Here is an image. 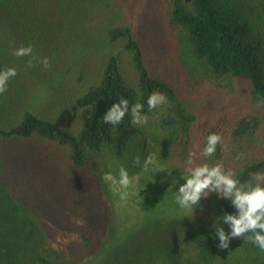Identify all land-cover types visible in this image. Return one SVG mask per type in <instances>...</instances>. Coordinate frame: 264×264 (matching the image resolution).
I'll return each mask as SVG.
<instances>
[{
  "label": "trees",
  "instance_id": "trees-1",
  "mask_svg": "<svg viewBox=\"0 0 264 264\" xmlns=\"http://www.w3.org/2000/svg\"><path fill=\"white\" fill-rule=\"evenodd\" d=\"M164 1L180 54L217 87L231 91L238 78L247 80L264 119V0ZM129 2L0 0V68L16 69L0 94V264H78L94 257L97 264H264V251L249 240L216 247L213 218L235 211L216 193L193 213L145 221L123 240L107 241L114 231L102 176L119 179L124 167L132 177L150 151L180 175L189 152L199 153L205 136L217 132L221 140L206 162L231 170L241 183L254 173L264 176L262 120L248 113L195 124L202 110L144 64ZM120 40L133 81L111 51ZM29 44L32 57L11 54ZM45 56L47 69L38 63ZM154 91L167 101L148 109ZM121 96L144 105V125H130L127 114L116 126L103 121Z\"/></svg>",
  "mask_w": 264,
  "mask_h": 264
},
{
  "label": "rangeland",
  "instance_id": "rangeland-1",
  "mask_svg": "<svg viewBox=\"0 0 264 264\" xmlns=\"http://www.w3.org/2000/svg\"><path fill=\"white\" fill-rule=\"evenodd\" d=\"M128 12L133 37L142 50L144 64L153 73L173 83L190 106L202 110V117L195 124H201L205 120L213 123L221 117L232 120L249 113L258 116L264 125L262 110L253 101L251 86L247 80L238 78L231 91L217 87L204 80L199 69L180 54L177 32L170 29L167 23V6L164 0H130ZM125 43V40H120L111 51L116 55L124 76L133 81L136 72ZM195 128L198 133L199 125ZM173 179L177 181L176 185L172 184ZM118 181L110 174L102 176V196L108 206L111 229L114 231L112 237L107 239L111 244L123 240L145 221L191 213L181 209L175 202V190L184 182L182 177L169 172L157 161L152 151L142 170L130 177L126 190L121 188ZM122 191H127L126 199H121ZM199 203L194 209L199 207ZM96 260V257L87 258L78 264H97Z\"/></svg>",
  "mask_w": 264,
  "mask_h": 264
},
{
  "label": "clouds",
  "instance_id": "clouds-1",
  "mask_svg": "<svg viewBox=\"0 0 264 264\" xmlns=\"http://www.w3.org/2000/svg\"><path fill=\"white\" fill-rule=\"evenodd\" d=\"M11 54L16 57H32L33 47L31 44L20 46L13 49ZM38 63L47 69L49 58L45 56L39 59ZM15 75L16 69L13 67L0 68V94L6 91L9 80ZM166 101L167 97L163 93L154 91L147 98V107L154 109ZM143 109L142 103L135 102L130 105L128 99L121 96L106 109L102 118L105 123L116 126L127 114L130 117V125L142 126L146 123ZM220 140L219 133L210 132L205 136L199 153L189 152L185 160L186 169L180 173L184 182L175 190V202L181 209L193 213L194 206L211 193L227 199L235 211H225L213 218L212 226L215 231L211 232L210 236L214 239L218 237L219 243L216 247L227 250L231 240L243 238L251 241L260 251H264V176L254 173L248 181L241 183L231 170L226 171L220 164L210 165L206 162V158L212 157L216 152ZM197 158H203L205 162L196 163ZM118 182L122 189L126 190L129 187V173L124 167L119 169ZM172 184L176 185L177 181L173 179ZM120 195L121 199H126L128 193L122 191ZM221 222L227 224V231L221 226Z\"/></svg>",
  "mask_w": 264,
  "mask_h": 264
},
{
  "label": "water",
  "instance_id": "water-1",
  "mask_svg": "<svg viewBox=\"0 0 264 264\" xmlns=\"http://www.w3.org/2000/svg\"><path fill=\"white\" fill-rule=\"evenodd\" d=\"M186 1H189V0H186Z\"/></svg>",
  "mask_w": 264,
  "mask_h": 264
}]
</instances>
